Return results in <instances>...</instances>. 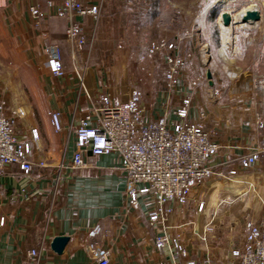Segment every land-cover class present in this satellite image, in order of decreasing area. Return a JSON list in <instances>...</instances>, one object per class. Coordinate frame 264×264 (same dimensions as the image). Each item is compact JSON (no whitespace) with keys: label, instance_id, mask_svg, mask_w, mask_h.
Here are the masks:
<instances>
[{"label":"crops","instance_id":"obj_1","mask_svg":"<svg viewBox=\"0 0 264 264\" xmlns=\"http://www.w3.org/2000/svg\"><path fill=\"white\" fill-rule=\"evenodd\" d=\"M36 1L44 13L40 22L30 13ZM164 1L101 0L99 19L82 21L89 37L109 40L108 51L97 54L100 48L89 40L75 63L65 41L67 21L56 15L60 0H0V100L24 111L17 134L32 144L36 131L38 146L31 158L42 162L30 173L14 165L0 175V264H98L88 250L91 243L110 252L109 264H184L181 252L171 245L160 253L156 237L166 234L170 240H184L191 219L186 204H175V213L165 222L151 225L148 213L155 197L138 194V203H133L118 152H85L86 166H71L75 128L100 94L125 101L133 88L141 89L147 119L174 111L183 95H192L190 119L199 121L222 147L211 160L214 173L194 187L191 197L216 175L228 173L226 178H234L247 191L255 188L257 179H264V156L251 169H243L239 161L242 154L264 143V105L257 104L255 89L257 77L264 76V0H209L202 10L197 1L189 9L182 1L171 6ZM250 6L259 11L258 20L233 21L222 28L223 12L235 17ZM185 13L191 17L188 32L181 34L177 30L184 29ZM157 29L159 38L151 34ZM121 30L130 36H121ZM161 40L179 43L186 57L171 92L164 86L165 54L141 59L151 42ZM51 43L62 48L66 73L60 77L51 73L47 63L45 46ZM158 58L163 73L155 80L154 68L146 63ZM193 81H198L196 87ZM54 111L61 114V130L52 122ZM213 217L212 221L217 215ZM60 235L69 241L57 253L52 242Z\"/></svg>","mask_w":264,"mask_h":264},{"label":"built area","instance_id":"obj_2","mask_svg":"<svg viewBox=\"0 0 264 264\" xmlns=\"http://www.w3.org/2000/svg\"><path fill=\"white\" fill-rule=\"evenodd\" d=\"M101 11V0H60L56 15L67 21L65 41L70 46L75 63L86 44L92 40V36L89 37L85 31L82 18L90 17L97 21ZM30 13L40 22L44 16L41 3L36 1L31 4ZM226 27L222 24V28ZM160 53L165 54L167 65L165 90L171 92L182 76L186 57L181 53L179 43L153 41L141 59ZM45 54L51 73L57 77L65 75L61 45L47 44ZM237 72L234 70L233 75ZM257 79V104L264 105V76ZM197 85L198 81H193L192 86ZM143 96L141 89L133 88L125 101H118L111 94L96 97L75 128L77 145L71 166L75 169L85 167V152L94 155L118 152L123 159L129 182L128 192L133 203H138V194L154 195L155 205L148 213V218L150 224L155 225L165 222L169 215L175 213V204L185 205L194 187L214 173L211 160L220 153L222 146L199 121L190 119L192 95H183L174 111L150 119L145 117ZM23 114L20 107H9L6 100H0V175L14 165L30 173L35 166L42 164L34 163L31 158L33 147L38 146L36 131L33 130L32 144L25 143L17 134L19 118ZM173 115L177 116V120L172 119ZM52 122L56 130L62 129L59 111L52 113ZM261 155L264 156V143L242 154L240 166L243 169L253 168ZM234 172L231 170V174ZM0 223H3V219ZM211 229L212 224L206 226L207 231ZM246 229L243 242L232 249L229 259L222 264H264V215L258 220H249ZM170 245L181 252L185 258L184 264H215L209 257L189 258L187 249L178 238L170 240L166 234L156 237L160 253ZM88 250L98 264H109L108 250L100 249L93 243L88 245Z\"/></svg>","mask_w":264,"mask_h":264},{"label":"rangeland","instance_id":"obj_3","mask_svg":"<svg viewBox=\"0 0 264 264\" xmlns=\"http://www.w3.org/2000/svg\"><path fill=\"white\" fill-rule=\"evenodd\" d=\"M139 1V0H138ZM163 1V0H161ZM178 4L182 1L184 8L192 7L193 2H198L199 9H204L208 4L209 0H177ZM169 6L175 4L176 0H165ZM164 3V5H165ZM238 12H236L237 14ZM138 16L142 18L143 13L139 11ZM191 15L185 13L181 21L184 25L183 30H177L181 34H186L187 25L190 21ZM182 18V17H181ZM181 18H178L180 23ZM106 32V31H105ZM117 31H115L116 33ZM134 31V37L137 35ZM142 33H147L143 32ZM170 32V31H168ZM111 33V32H110ZM130 36L129 33L121 30V36L123 34ZM149 33V31H148ZM151 33V32H150ZM171 33V32H170ZM152 36L159 38L160 31H153ZM111 38V37H110ZM134 39V38H133ZM99 40V39H98ZM102 40V39H101ZM96 40V35H92L93 47L100 48L97 54H105L108 51L106 43L109 40L103 39ZM164 41V40H161ZM100 42L99 44H97ZM171 42V41H168ZM147 67L154 68L155 80L163 72L160 60L150 59L146 63ZM152 80V79H151ZM150 85V84H149ZM11 98L16 95H9ZM154 98L156 95H149ZM8 101V100H7ZM225 176V177H224ZM228 173L216 175L211 178L209 184L201 190H195L193 197L186 203L188 209V217L190 221L185 226L184 240H180V243L185 247L189 253L191 259L206 258L212 259L215 264H222L229 259L232 249L239 246L244 235H246L247 229L246 224L249 220H256L257 217L262 215L264 212V179H257L255 182V188L250 191L244 190L246 187H242L238 181H230V178H226ZM232 179V178H231ZM202 203V208L200 204ZM214 214L217 215L216 220L212 221ZM209 224H216V227L211 230H206V226ZM199 227V228H198ZM196 232V235L192 233ZM191 232V234H190ZM191 235V236H190ZM194 251V254L192 252ZM194 257H193V256Z\"/></svg>","mask_w":264,"mask_h":264},{"label":"water","instance_id":"obj_4","mask_svg":"<svg viewBox=\"0 0 264 264\" xmlns=\"http://www.w3.org/2000/svg\"><path fill=\"white\" fill-rule=\"evenodd\" d=\"M260 18V13L257 9H250L246 11L244 15L241 16L239 19V22H251L256 21ZM221 22L224 26H230L233 23V16L230 12L225 11L221 15ZM207 77L210 79V83L212 84V73L211 71H208ZM69 241L68 236L60 235L54 238L52 242V248L57 253H62L64 251V248Z\"/></svg>","mask_w":264,"mask_h":264},{"label":"bare ground","instance_id":"obj_5","mask_svg":"<svg viewBox=\"0 0 264 264\" xmlns=\"http://www.w3.org/2000/svg\"><path fill=\"white\" fill-rule=\"evenodd\" d=\"M250 9H256L255 7L253 6H250L248 8H246L245 10H242L240 13H237V15L234 17V20H239L241 18L242 15H244L246 13V11L250 10Z\"/></svg>","mask_w":264,"mask_h":264}]
</instances>
